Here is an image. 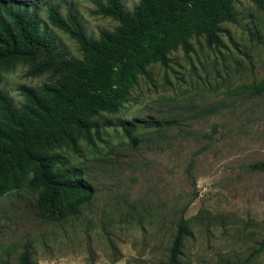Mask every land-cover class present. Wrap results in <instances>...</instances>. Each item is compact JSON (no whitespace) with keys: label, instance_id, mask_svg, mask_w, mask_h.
Listing matches in <instances>:
<instances>
[{"label":"rangeland","instance_id":"obj_1","mask_svg":"<svg viewBox=\"0 0 264 264\" xmlns=\"http://www.w3.org/2000/svg\"><path fill=\"white\" fill-rule=\"evenodd\" d=\"M15 1L36 9L68 59L81 50L51 25L49 6L74 12L92 38L118 25L96 12L106 0ZM138 1L122 0L128 11ZM234 10L238 22L221 24L222 46L191 38L193 51L151 64L116 113L95 118L100 139L53 151L58 170L82 171L94 189L75 215L46 220L41 189L28 179L0 197V264H18L26 244L33 264H161L181 219V264H264V170L250 167L264 161V91L252 93L264 86V8L240 0ZM28 69L17 62L2 72L0 90L17 106L21 85L48 80Z\"/></svg>","mask_w":264,"mask_h":264},{"label":"trees","instance_id":"obj_2","mask_svg":"<svg viewBox=\"0 0 264 264\" xmlns=\"http://www.w3.org/2000/svg\"><path fill=\"white\" fill-rule=\"evenodd\" d=\"M238 1L139 0L132 11L122 0L98 2L97 13L118 21L114 30H102L98 38L85 32L74 12L64 17L51 5L49 22L74 39L82 53L79 59H68L41 27L32 5L0 0V81L2 72L17 62L28 64L30 76L48 75L40 86L19 87L24 102L18 106L0 90V197L28 179L41 189L37 205L46 220L60 222L75 215L94 189L82 171L58 170L59 157L53 151L76 150L80 140L100 139L95 118L116 113L151 64L166 67L172 51H193L191 38L205 36L209 47L222 46L221 24L238 22ZM253 1L264 8V0ZM263 91V85L252 87L253 94ZM134 129L133 124L124 127L129 136ZM250 167L264 170V161ZM187 234L181 219L168 259L161 264H181ZM18 264H33L29 245H24Z\"/></svg>","mask_w":264,"mask_h":264}]
</instances>
